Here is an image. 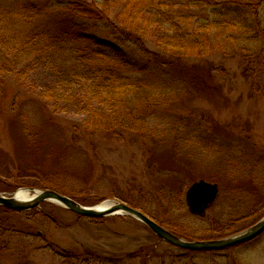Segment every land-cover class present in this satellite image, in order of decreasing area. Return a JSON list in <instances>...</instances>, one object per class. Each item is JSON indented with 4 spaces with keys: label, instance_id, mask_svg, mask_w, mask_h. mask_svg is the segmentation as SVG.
<instances>
[{
    "label": "rangeland",
    "instance_id": "1",
    "mask_svg": "<svg viewBox=\"0 0 264 264\" xmlns=\"http://www.w3.org/2000/svg\"><path fill=\"white\" fill-rule=\"evenodd\" d=\"M148 1L0 0V192L54 190L86 207L122 202L191 242L242 233L264 217V0H257V35L213 25L226 0L183 7L182 31L199 36L200 46L195 39L158 42L168 28L131 13ZM23 2L41 14L21 15ZM67 2L94 4L108 19L100 23L102 33L115 21L127 25L151 50H175L174 60L186 67L174 88L119 97L133 112L130 131L87 130L81 114L61 108L62 94L41 88L29 69L35 55L46 54L71 73L79 70L78 45L51 43L57 6ZM177 4L183 5L173 2L174 9ZM208 19L211 26L196 23ZM206 67L210 77L194 72ZM199 180L220 188L204 218L192 215L185 200ZM0 264H264V234L224 251L190 252L132 217L88 219L45 202L34 212L0 209Z\"/></svg>",
    "mask_w": 264,
    "mask_h": 264
},
{
    "label": "trees",
    "instance_id": "2",
    "mask_svg": "<svg viewBox=\"0 0 264 264\" xmlns=\"http://www.w3.org/2000/svg\"><path fill=\"white\" fill-rule=\"evenodd\" d=\"M178 1L183 5L177 4L178 7L174 9L173 2ZM160 2L161 0H150L146 4L139 3L131 9V13L137 12L144 19L151 18L150 21L155 20L161 26L168 28V32L163 33V37L157 38L158 42L169 46H179L192 43L195 39L200 46L199 36L194 38L195 34L191 31H182L181 23L184 19L182 8H190L192 4L201 6L204 1L167 0V6ZM220 3L216 14L218 17L213 21V25L227 28L237 35H240L241 31L257 35V29L259 34L257 18L259 2L257 0H226ZM130 4L131 1H127L122 9L125 10ZM31 5V3L23 2L22 8L19 6L22 9L21 15L28 17L33 13L41 14L35 4ZM58 5L60 12L53 17L57 35L53 41L52 39L50 41L53 46L64 40L78 45L77 62L80 63V68L71 73L70 70L51 62L50 59L46 60V54H38L33 57L29 66L31 73L38 76L37 80L41 81V88L62 94L61 108L71 113L81 114L84 120L83 126L87 130L101 129L103 132L112 131L113 133L132 130L135 124L134 117H131L133 112L126 105L118 103L119 97L130 93L152 95L169 87L174 88L179 84L176 75L182 74L186 67L181 64L182 61L174 60L178 58L175 50H151L143 42L139 31L127 25L118 26L115 21L111 28L109 24H106L108 28L105 33H102L100 23L108 19L103 11L92 3L67 2ZM53 7L56 10V6ZM41 10L44 11L42 8ZM196 23L199 27L211 26L210 19L205 23L203 21ZM42 36L46 37L47 33H43ZM230 36L234 40V36ZM34 41L35 38L28 40L27 44H33ZM97 45H100L99 50H95ZM166 54H170L169 57ZM195 68L196 66L187 68L186 72L190 74ZM200 69L194 72H200L205 77H210L213 73L210 67ZM134 74L139 76L134 77ZM205 77H197V80L205 82ZM66 95L68 98L63 103ZM57 99L59 100L58 97ZM122 106L123 110L120 109ZM77 201L82 204L79 200ZM137 210L151 218L140 208Z\"/></svg>",
    "mask_w": 264,
    "mask_h": 264
},
{
    "label": "water",
    "instance_id": "3",
    "mask_svg": "<svg viewBox=\"0 0 264 264\" xmlns=\"http://www.w3.org/2000/svg\"><path fill=\"white\" fill-rule=\"evenodd\" d=\"M30 196L28 200L20 201L17 196L6 197L0 192V206L16 212H28L40 207L45 202L60 205L80 217L102 219L111 216H129L148 227L158 238L175 247L194 252H212L231 249L251 242L264 234V217L242 233L234 236L211 241H185L168 231L141 211L122 203L108 201L105 208L98 206L86 207L74 199L52 190L38 191L24 189ZM220 195L217 184L206 180L193 183L186 191L185 199L189 212L201 218L207 216V211L214 205Z\"/></svg>",
    "mask_w": 264,
    "mask_h": 264
},
{
    "label": "bare ground",
    "instance_id": "4",
    "mask_svg": "<svg viewBox=\"0 0 264 264\" xmlns=\"http://www.w3.org/2000/svg\"><path fill=\"white\" fill-rule=\"evenodd\" d=\"M219 187V186H218ZM52 191H54V190H52ZM56 192V191H55ZM57 193H59V192H57ZM61 194V193H60ZM16 196H17V198L20 200V201H25V200H28L29 198H30V196L31 195H29L26 191H24L23 189L22 190H20L19 192H17L16 193ZM217 202V201H216ZM215 202V203H216ZM98 207H100V208H105L106 207V205H105V203L104 204H101V205H99ZM209 211L210 210H208L207 211V213H209ZM148 228V227H147ZM149 229V228H148Z\"/></svg>",
    "mask_w": 264,
    "mask_h": 264
}]
</instances>
